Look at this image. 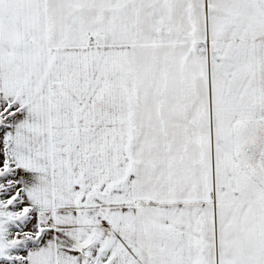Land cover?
Returning a JSON list of instances; mask_svg holds the SVG:
<instances>
[{"label": "snow or ice", "instance_id": "snow-or-ice-1", "mask_svg": "<svg viewBox=\"0 0 264 264\" xmlns=\"http://www.w3.org/2000/svg\"><path fill=\"white\" fill-rule=\"evenodd\" d=\"M0 264H264V0H0Z\"/></svg>", "mask_w": 264, "mask_h": 264}]
</instances>
